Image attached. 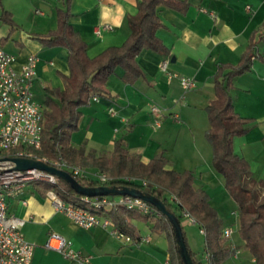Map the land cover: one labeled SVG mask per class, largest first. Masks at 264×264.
Wrapping results in <instances>:
<instances>
[{
	"label": "crops",
	"instance_id": "obj_1",
	"mask_svg": "<svg viewBox=\"0 0 264 264\" xmlns=\"http://www.w3.org/2000/svg\"><path fill=\"white\" fill-rule=\"evenodd\" d=\"M186 1L189 8L184 14L167 8L158 10L163 27L156 36L169 55L142 50L136 63L143 77L132 85L125 84L124 71L115 68L107 80L109 96L79 109L81 117L77 131L71 135V146L95 157L109 156L114 142L122 138L126 149L143 163L162 154L166 170L191 172L193 186L206 193L217 212L221 232L231 229L230 241L239 250L236 260L229 255L223 264H253L238 232L233 236L232 226L237 223L238 228L237 208L222 176L212 166L211 146L205 137L209 129L206 107L215 98L213 76L217 67L237 65L250 43L257 42L250 70L234 79L230 94L234 112L251 121L249 131L233 139V150L248 163L252 179L264 181V0ZM0 2V14L7 11L15 23L10 34L6 25L7 35L1 33L0 42L14 57L15 70L21 69L29 56H36L32 90L34 100L35 93L42 92V102L35 101L43 110L44 90H63L61 76L69 75L66 49L42 47L37 39L56 29V11L64 9L62 0ZM137 2L70 0L69 24L86 43L88 57L122 45L130 34L127 19L136 14ZM164 60H168V70L173 74L193 79L195 88L185 92L177 78L167 79L159 70ZM152 106L164 115L159 127L153 123ZM173 115L178 118L174 120ZM34 188L26 186L20 195L6 200L7 213L25 220L23 237L35 246L31 264H79L43 248L50 232L69 241L73 250L90 258L91 264H168L169 241L164 234L153 233L149 223L132 219L130 224L140 241L126 242L112 234V227L85 229L76 225L55 212L46 194L42 196ZM182 225L188 249L202 263L203 237L200 251L195 242L198 228L183 220Z\"/></svg>",
	"mask_w": 264,
	"mask_h": 264
},
{
	"label": "trees",
	"instance_id": "obj_2",
	"mask_svg": "<svg viewBox=\"0 0 264 264\" xmlns=\"http://www.w3.org/2000/svg\"><path fill=\"white\" fill-rule=\"evenodd\" d=\"M62 3L64 9L56 11V29L37 39L42 47L66 49L69 75L61 76L63 90H44L40 147L33 150V153L40 159L52 161L61 158L69 164L80 165L81 168H92L109 176L112 185L129 186L159 198L177 217L186 243L179 214V207L184 208L195 218L199 227L204 228V250L210 253L212 264H223L229 257V251L221 237V222L217 212L209 204L206 193L193 186L191 172L166 170L162 154L143 163L137 154L126 149L122 138L114 142L109 156L85 155L83 149L71 146V135L77 131L81 117L79 109L88 106L94 95L109 96L107 80L115 68H121L124 71L123 82L132 85L143 77L136 63V57L142 50H150L164 57L169 55V50L156 36L157 30L163 27L158 16L159 8L184 14L189 4L186 0H138L136 14L127 19L130 29L127 39L122 45L107 48L90 58L86 43L69 24L70 0H62ZM0 22L9 26V34L15 29L11 14L5 10L1 11ZM256 43H250L237 65L221 64L217 67L213 76L215 98L206 107L209 129L205 137L211 146L213 169L222 176L224 188L236 205L238 236L253 258V264H264V181L252 179L248 163L233 150V139L245 135L250 129L251 121L234 112L230 94L234 79L250 70L252 60L256 57ZM73 177L83 186H98L91 178ZM127 179H146L177 197L181 206L168 203L160 189L147 184L142 186ZM33 185L40 190L42 196L53 189L61 200L81 205L82 196L75 194L61 180L55 187L46 183ZM106 215L114 227L127 235L133 243H138L140 237L130 221L139 219L149 223L153 233L164 234L169 241L168 264H182L171 225L161 214L145 216L121 208L109 211ZM188 253L194 264H201L189 249Z\"/></svg>",
	"mask_w": 264,
	"mask_h": 264
},
{
	"label": "built area",
	"instance_id": "obj_3",
	"mask_svg": "<svg viewBox=\"0 0 264 264\" xmlns=\"http://www.w3.org/2000/svg\"><path fill=\"white\" fill-rule=\"evenodd\" d=\"M104 28L112 29L110 26ZM96 32L98 33V30ZM13 61L14 57L3 49L0 42V264H31L35 246L23 237L21 230L25 220L7 213L6 200L20 195L23 189L30 184L45 182L55 187L59 180L55 176L37 169L16 170L10 159L39 160L68 172L72 177L91 178L98 183V186H111L112 179L99 171L90 174L80 166L69 164L61 158L49 161L45 158L40 159L33 153V150H38L40 147L43 122L42 107L34 100L32 91L37 58L34 55L29 56L19 70L12 67ZM159 70L169 80L177 78L183 91L195 88L196 83L193 79L177 76L168 70V60L161 63ZM98 99L99 96L94 95L91 101L96 102ZM150 112L153 115L154 125L159 127L164 117L162 111L156 106H152ZM109 113L114 114L113 108L109 109ZM172 118L176 120L178 117L173 115ZM127 180L146 186L144 180ZM164 196L168 203L181 206L178 198L171 193L164 194ZM46 197L55 212L63 214L76 225L85 229L96 226L112 227V234L126 242L132 241L114 227L106 215L107 212L122 208L145 216L160 215L149 203L129 196L81 197V205L61 200L53 189L47 191ZM179 214L188 225L196 226L199 234L203 239L205 238L204 228L199 227L190 213L179 207ZM231 235V229H224L221 232V237L227 243L230 257L236 260L239 250L230 241ZM43 248L55 251L67 260H74L79 264H91L88 256H83L80 252L73 250L71 243L58 234L50 232ZM201 264H212L211 255L207 250H204L202 254Z\"/></svg>",
	"mask_w": 264,
	"mask_h": 264
},
{
	"label": "water",
	"instance_id": "obj_4",
	"mask_svg": "<svg viewBox=\"0 0 264 264\" xmlns=\"http://www.w3.org/2000/svg\"><path fill=\"white\" fill-rule=\"evenodd\" d=\"M10 161L14 163L16 170L26 171L37 169L55 176L56 178H58V180H61L66 185H68L75 194L82 197L94 198L102 196H129L132 198L141 199L149 203L170 223L176 243V248L182 264H194L191 256L188 253V249L177 217L159 198L150 195L142 190L124 185L86 187L79 184L68 172L49 166L48 164L39 160L28 158H12L10 159Z\"/></svg>",
	"mask_w": 264,
	"mask_h": 264
},
{
	"label": "rangeland",
	"instance_id": "obj_5",
	"mask_svg": "<svg viewBox=\"0 0 264 264\" xmlns=\"http://www.w3.org/2000/svg\"><path fill=\"white\" fill-rule=\"evenodd\" d=\"M6 25H4L2 22H0V34L2 33L3 35H7V33H6ZM33 91V90H32ZM37 93H39V91H37L36 93H35V100L38 102V103H41L42 101V97H43V94H42V92H41V94H37ZM113 150V149H112ZM87 154H93V153H87ZM87 154H85V155H87ZM111 154V153H110ZM94 155V154H93ZM75 165H77V164H75ZM78 166H80V165H78ZM81 167V166H80ZM82 168H84V167H82ZM86 171H91L92 170V168H89V167H86V168H84ZM142 180H144L145 182H146V184L147 185H152V186H154L155 188H158V189H160L161 190V192H162V194L164 195V194H167V193H170L169 191H167V190H163L162 188H160V187H158L157 185H155V184H153V183H151L150 181H148V180H146V179H142ZM37 183H44L45 184V182H37ZM35 184V183H34ZM47 184V183H46ZM28 188L30 189V188H34V185L33 184H30V185H28ZM35 189V188H34ZM232 229H233V232H234V235L233 236H237V232H238V228H237V223H235V225H233L232 226ZM199 234V232H198V229L196 230V244L198 245V247H199V249H200V251H201V249H202V246H203V239L202 238H200V236L201 235H198ZM232 236V237H233ZM202 237V236H201ZM225 246H227V243L225 242Z\"/></svg>",
	"mask_w": 264,
	"mask_h": 264
}]
</instances>
